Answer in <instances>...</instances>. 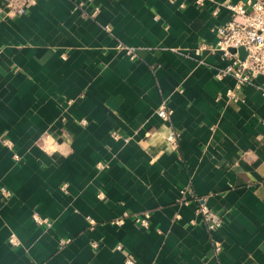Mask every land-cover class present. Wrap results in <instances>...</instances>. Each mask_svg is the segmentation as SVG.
<instances>
[{
  "label": "crops",
  "instance_id": "1",
  "mask_svg": "<svg viewBox=\"0 0 264 264\" xmlns=\"http://www.w3.org/2000/svg\"><path fill=\"white\" fill-rule=\"evenodd\" d=\"M9 1L0 264H264V78L233 99L220 54H194L239 0Z\"/></svg>",
  "mask_w": 264,
  "mask_h": 264
},
{
  "label": "built area",
  "instance_id": "2",
  "mask_svg": "<svg viewBox=\"0 0 264 264\" xmlns=\"http://www.w3.org/2000/svg\"><path fill=\"white\" fill-rule=\"evenodd\" d=\"M31 1L21 0L20 6L16 7L15 12L23 13ZM208 1L215 2V0ZM193 2L201 7L204 5L205 0H193ZM8 4H12L11 0ZM224 6L229 10L230 18L216 28L214 44L209 45L202 41L194 49V54L199 55L203 51L208 53L218 52L220 54L225 64L223 67L215 68L214 77L216 79H222L227 75L233 77L234 86L227 89L226 94L236 99L237 96L234 94V90L242 89L244 85L251 83L258 76L264 78V0H239L224 3ZM216 12L217 9L214 8L213 13ZM239 48L243 49V58H240ZM124 49L130 58L135 57L132 47H124ZM257 88L264 95V82L257 85ZM156 112L163 120L170 118L171 111L164 104H161ZM175 135L172 132L166 136V140L172 145H176ZM112 136H116V133L113 132ZM2 142L6 145L9 144V141L5 139ZM201 213L204 215L203 219L209 230L220 225L219 217L211 211L201 207ZM33 218L39 224H48L45 219L42 220L37 215H34ZM134 221L141 226H146L148 224V214L135 215ZM8 240L11 243L16 242L13 235H10ZM64 241L60 240V243ZM116 248H120V246ZM215 250H219L218 243L215 245ZM124 263L135 264L129 257L124 259Z\"/></svg>",
  "mask_w": 264,
  "mask_h": 264
},
{
  "label": "water",
  "instance_id": "3",
  "mask_svg": "<svg viewBox=\"0 0 264 264\" xmlns=\"http://www.w3.org/2000/svg\"><path fill=\"white\" fill-rule=\"evenodd\" d=\"M239 51H240V58H243L244 57L243 49L242 48H239Z\"/></svg>",
  "mask_w": 264,
  "mask_h": 264
}]
</instances>
